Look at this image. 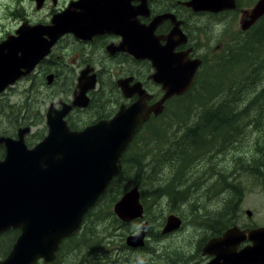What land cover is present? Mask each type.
I'll list each match as a JSON object with an SVG mask.
<instances>
[{
  "label": "water",
  "instance_id": "1",
  "mask_svg": "<svg viewBox=\"0 0 264 264\" xmlns=\"http://www.w3.org/2000/svg\"><path fill=\"white\" fill-rule=\"evenodd\" d=\"M35 1L36 7H41L44 0ZM84 1L79 2L82 6L80 4L78 12L67 8L55 14L50 25L21 26L15 31L16 36L9 34L0 42V94L32 70L56 37L66 31L82 34L83 38L114 31L124 36L130 50L137 46L138 36L132 37L127 28H119L118 14H112L113 19L94 14L91 1ZM190 3L195 8L214 12L233 5L232 0H191ZM104 4L101 5L104 11L112 6ZM243 14L240 28L246 30L264 14V0H257L252 7L243 10ZM177 34H181L180 41L185 40L180 29ZM175 45L173 42V46L160 47L146 41L144 47L135 49L138 55L141 53V58L151 60L155 70L151 77L164 90L152 104L146 103L151 94L140 82L129 85L131 77L121 78L117 84L124 96L137 95V99L129 105L121 104L109 119H100L80 130L70 129L66 115L73 107L88 105L87 91L96 83L94 74L85 77L84 73L88 72L85 69L78 77L70 103L60 101V108L49 104L45 111L47 132L40 141L32 146L26 144L24 135L29 133L28 126L19 128L16 138L0 136V145L5 150L0 158V233L10 228L20 230L0 264H30L38 257H43L47 263L54 260L58 244L80 227L85 213L119 172L122 153L149 114H158L169 97L181 95L191 87L200 60L183 61L187 53H173ZM47 79L50 82L52 76L48 75ZM113 211L124 221L142 218L143 205L137 185L119 197ZM180 223V217L170 213L163 231L174 230ZM147 226L148 222L144 221L137 234L127 236V244L142 245ZM243 241L249 243L238 249ZM203 250L213 256L206 264H264V226L246 231L233 225L222 236L211 238Z\"/></svg>",
  "mask_w": 264,
  "mask_h": 264
},
{
  "label": "rangeland",
  "instance_id": "2",
  "mask_svg": "<svg viewBox=\"0 0 264 264\" xmlns=\"http://www.w3.org/2000/svg\"><path fill=\"white\" fill-rule=\"evenodd\" d=\"M64 1L65 0H60L59 2V0H55V2H58L55 7L61 6ZM51 7H53L51 2L46 6L42 3L41 7H36L35 0H0V37L4 33L12 30V28H15L17 23L16 14H23L25 16V18H23L24 22L30 20L37 21V19L43 18ZM231 22L232 23L224 31H222V27H220L219 24L213 25V27L211 24H208L206 28L205 26L203 27L205 31L200 27V31L205 32L202 37H200V31L194 29L195 37L197 34V36H199L198 42L203 44V49H201L206 53L207 60L206 64H204L200 70L201 73L199 72L201 77H199L198 83L196 85L193 84V88L188 94L172 95L169 97L166 100V103L163 104L162 111L158 114L163 116L162 119L153 120L149 125L150 129L147 131H145V128H142V132H140L139 136L140 138L133 142L135 143L134 146L136 151L141 152V155L145 157L150 153L162 155V152L167 155V157H170L171 161L169 163L161 164L159 167L157 166L152 169L155 170L152 178L146 177V173L143 171L142 178L139 179V188L142 189L144 193L145 203L147 205L146 208L148 209V213L145 214V217L151 220L152 226H158L160 221L165 218L168 213H173V209L183 216L182 228L173 233V257L175 256V253L178 257L176 258L177 260L173 262L178 264H182L185 261L186 263H189L187 257L183 255H188L195 249V243L199 239L198 237L201 232L199 223L206 220L205 218H208L211 215L216 217L220 216L219 212L222 211L224 204L226 212L223 215L227 216L229 211L233 213L235 209H237L236 212H243L244 209H248L251 211V221L258 225L264 224V183L261 180L264 178V152L259 153L256 151V144L264 140V106L261 110L255 108L249 109L251 121H254L256 118L257 121L255 120L249 125L246 129L248 136L242 138V143H239L236 149L234 146H237V143H232L228 148L223 147L222 138V144L213 139H206L205 143L194 140L192 141V146L187 145L184 149L182 148V145L178 143V140L183 138V133H188L186 130L187 128H192L196 123L200 122L202 115L199 107L202 105L203 99L210 95V102L215 107L218 104L219 98L223 96L220 93V88H223V86L228 84L232 77L223 67L228 60L234 59L228 56V49L225 47L232 36L237 34L236 31L239 28L238 25L234 24L237 23L236 21H234V23L233 21ZM27 25L28 24L19 25L17 28L19 29V27ZM77 30L80 32L79 28H77ZM83 48L84 49L82 50L79 49L77 42L71 38L67 37L63 39L61 45L58 48H55L53 55L51 54L44 59V62H41L37 68H35V71L29 75L34 77V80L25 78L23 81L15 82L11 87L5 89L3 93L0 94V97L3 95L5 97L7 95L8 103H15L18 105V108L19 105H27V110L24 111L23 116L27 113L28 115L24 116L23 121H29L31 119V114H34L31 123L24 124L30 129L29 133L24 135L25 137L35 132L38 133L32 144L30 143L31 145L28 146L34 145L45 136L47 132L45 125V111L49 107V104L53 103L55 107L59 108L60 100L70 103V99H73V92L75 91L74 89H76V77L79 75L80 69L85 66V64H80L82 63V60L89 59V62L87 63L95 68H99V65L96 64L98 62L96 57L92 61L94 50L88 45L83 46ZM79 56H81V58H79ZM65 57L67 62L72 63L71 65L75 70L70 72V86L67 91L62 92L61 86L64 82V78L61 62ZM236 60L237 59L232 61ZM93 62L95 64H93ZM119 66V69L115 70V74L118 76H124L122 66ZM219 71L222 74L219 73ZM215 73L220 74L219 80H213ZM48 75L52 76L50 82L47 80ZM108 76L111 78L115 75H112L109 71ZM85 77L88 78L87 74H85ZM254 88L257 89L258 86L256 85ZM254 93L253 90L249 93L248 91L242 93L236 106L242 108L247 104L248 99L251 98ZM29 94L33 95V102L27 101L23 103L22 100L26 99ZM21 98L23 99L21 100ZM107 98L112 99V94H108ZM210 102L206 105L207 107L212 106ZM112 105L114 106L112 102L108 103L109 107ZM164 109L165 112L162 113ZM74 113H79L78 119H89L87 111L80 114V111L76 112V110H71L69 113L71 115V120L77 119V115ZM4 122V119H0L1 124ZM161 122L164 124V127L163 130L161 129L158 133L160 135L164 133V137L169 138L170 142L168 143H173V151H168L167 148L169 145L166 143L163 145L159 144L153 136ZM16 128H21V125ZM17 131L18 130H15V133L13 132L12 135L1 134L0 136L16 138ZM190 141L191 139L189 142ZM0 151L3 152L4 148ZM134 155L135 153L130 152L129 159L130 157H134ZM139 156L140 155L137 154L138 158ZM181 157H183V160ZM0 158H2L1 154ZM245 167H249L251 170H246ZM148 168L143 170L147 172L149 171ZM252 168L258 170H253ZM169 170H173V175L176 173V170H182V173L175 178H178V181L182 180L180 182H185V180H187L186 185L181 184L177 188L181 192L176 195V200L172 201L168 194H160L155 198L154 196H149L150 191L154 187L159 186L167 179ZM256 171L258 173H256ZM229 175H234L231 177L232 179L236 177H240L241 179L240 185L232 183L234 186H237L238 191L244 190L243 193L241 192L242 203L240 205L237 204L240 199L236 201L238 197V195H236V189L232 188L231 195L228 189L225 191L222 190L221 192L224 194L220 195L219 188L213 186L215 185L214 182L220 181L222 177L224 179H229ZM130 176L131 175L127 176L125 183L130 184L131 180L133 181V178ZM210 180H213L214 182L208 186L206 183ZM176 185H178V182H176ZM188 188L191 190L202 188V191H194L190 193L187 192L189 190ZM193 193H196L197 196ZM222 199H227V203L223 202ZM98 204L101 208L99 211L98 209L95 210V212L97 211V214L93 217L90 223L92 231L94 234L98 235V238H93L90 247H84L82 249L80 247L73 251H70V249L67 257L69 259L76 257L81 258V264H95L98 259H101V264H105L103 259H109L110 254V256H113L112 264H124V258L127 257V252L121 245V241H115L114 238L118 240V236L110 235L112 233V228L119 226L113 214H111L113 203L111 206H108L107 204H109V201L104 199L98 202ZM202 206L205 208V213L199 214L203 210ZM216 217L213 219H216ZM229 217L230 223L234 219L232 216ZM243 217H246V215L243 214ZM96 218H99L100 220L97 221ZM212 220H206L204 224H207ZM142 223L143 221L140 224L134 223L131 225V228L138 229L140 225L141 229ZM213 224L215 223L213 222ZM215 225L218 226V224ZM119 233H121V230ZM7 244L9 246V241ZM154 245V241H148L147 243V246L151 248ZM174 250H176V252H174ZM118 256H122V260ZM137 257L143 258L147 264L151 261L152 264L157 262L156 258L152 259L145 253H139ZM128 258H130V256Z\"/></svg>",
  "mask_w": 264,
  "mask_h": 264
},
{
  "label": "flooded vegetation",
  "instance_id": "3",
  "mask_svg": "<svg viewBox=\"0 0 264 264\" xmlns=\"http://www.w3.org/2000/svg\"><path fill=\"white\" fill-rule=\"evenodd\" d=\"M81 1H84V0H65L61 6L55 7L58 4V2H55V0H44L43 2L44 6H46L49 2H51L53 7L49 9L47 14L43 18L37 19V21L30 20L28 22H24L23 18H25V16L23 14L22 15L16 14L15 16H16L17 23H16L15 28H12V30L4 33L0 37V42L3 39H5L6 36L9 34L16 36L17 34L15 33V31L18 29L17 27L24 23L28 24L27 26L29 27L37 25V24L47 26L51 24V19L53 18L55 14L60 13L66 10L67 8L75 9V12H78L80 7L82 6V3H80L81 6L79 4V2ZM87 1L88 2L91 1L90 4L92 7L91 6L90 7L93 8L92 11L95 12L94 14L108 15L110 19H113V17H111L113 16L112 14H118L116 19L121 25V26L119 25V28H123V29L127 28L126 31H128L132 37L138 36V39L137 40L135 39L137 41L135 42V44L138 43L137 46L130 50L129 49L130 47L128 48V46L125 44V41L123 38L124 36L121 33H115L114 31H103L101 33H95L90 38H83L81 36L82 34L75 35L74 32L66 31L56 37L54 42L48 48L45 58L43 57V59H41L33 67V69L30 70L26 75L20 76L19 78L15 80V82L23 81L25 78L33 80L34 77H31L29 75L33 71H35V68H37V66L41 62H44V59L49 57L51 54L53 55L55 48H58L61 45V42L63 41V39L67 37L76 41L78 44V48L81 50L84 49L83 46H86V45L91 47L94 50V56H93L92 61L96 57L98 61L96 64L99 65V68L96 67L97 68L96 69L94 66L87 63L89 62V59H83L82 63L80 64L81 65L85 64V66L82 69H80L79 75H81L82 71L85 69L88 70V72L85 73L87 74L88 78H90L92 74L95 75V80H96L95 86L92 89H89V91H87V95L89 97L88 105L90 104V102H94V104L96 103V105H92V107L88 109H87L88 105L84 108L73 107L71 109V110H76V112L80 111L81 112L80 114H82L85 111H87L89 114V119H78L79 113L78 114L74 113L77 115V119L72 120V121L75 123L82 121L83 125L80 128L73 129V130L83 129L85 126L93 124L100 119H109L115 114V112L117 111V109L119 108L121 104L129 105L130 103H132L133 101L137 99L138 97L137 95H133L129 98L124 96L123 92L121 91L120 87L117 84L118 79L131 77L132 79L129 81V85H132L136 81L140 82L141 86L148 93L151 94V98L146 101V103L149 105L161 97V95L164 93V90L162 89L161 84L156 83L151 77V74L155 71L154 68L152 67L151 60L148 58H141V55H140L141 53L139 55L137 54L138 53L137 50L140 47L141 48L144 47L146 41H151V43L153 42V45H155L156 43V46H160V47L166 46V45L173 46V42H176V45L173 47V53L186 51L187 55H185V59L183 58V61H186V59L188 58H192V59L198 58L200 60V64L194 75V80H195V78H197L204 64H206L207 60H206V53L202 51L203 44H200L198 42L199 36H197L196 34V37H195L194 29L200 31L199 29L200 27L204 30L203 27L205 26L206 28L208 24H211L212 27L213 25L219 24L220 27H222V31H224L232 23L231 21H233V23L234 21H236L237 23H234V24L239 26V28L237 27L238 30L236 31L237 34H234L232 36V38L228 41V44L226 46L223 45L226 48H228V46H230V44H232L235 41H238L241 43L243 40L242 38L243 33L241 32H244V33L248 32L251 29V27L257 23L255 22L252 26H250L246 30H242L240 28L241 19L244 17L243 10H246L252 7L253 4L257 0H232V4H233L232 7H225L215 12L205 10V9H200V8L198 9V7L196 8L193 7L190 3L191 0H87ZM105 2L107 4L112 5L110 7H113V9L116 12L110 7L104 11L101 5H106L104 4ZM85 4L87 5V3ZM113 11L115 13H113ZM178 29H180V31L185 36L184 41H180L182 39H181V34L180 35L177 34ZM204 31H200V37H202L205 34ZM44 37L49 39V37L47 36H44ZM139 38L143 39V42H140ZM207 39L209 40L208 37ZM239 45L240 44L238 43L236 46L239 47ZM229 57L234 58V59L237 58L233 55ZM79 58H81V56H79ZM71 64L72 63L67 62L66 57L61 62V68L63 71V78H64V82L62 83V86H61L62 92L67 91L68 87L70 86V81H69L70 72L72 70L73 71L75 70ZM93 64L95 63L93 62ZM115 65H118V66H115ZM119 65L122 66V69H123L122 71H124V76L123 75L118 76L117 74H115V70H118L120 67ZM109 71L112 75H115V76H112L110 78L108 76ZM79 75H77L76 77V80H77L76 85L78 83ZM13 84L9 85L6 89L11 87ZM192 88H193V83L191 87H189L182 94H188V92ZM108 94H112L113 98L108 99L107 98ZM114 94H116L117 96H114ZM60 101H59V106H60ZM109 102H112V104H115L116 108L112 112L107 111V113H105L106 115L105 114L99 115V112H98L99 108L106 107V110L112 109L111 107L108 106ZM69 113L65 118L67 121V124H68V120L71 118V115ZM158 114L150 113L147 120L149 119L153 120L155 117L159 116ZM145 123H143L141 127ZM22 127H25V126H22ZM136 134L134 135V137L136 136ZM28 136L29 135H27V137ZM27 137H25V141L27 140ZM0 147L3 148L2 145ZM229 176H230L229 179H224L222 177L220 181L214 182L213 180H210L208 183L206 182L205 183L208 184V186H210L214 182L215 185L213 186L219 188L220 195L224 194L223 192H221L222 190L225 191L226 189H228L231 195L232 190L236 189L237 190L236 195H238L236 201L240 199L239 203H237L238 205H240L242 203L241 192L243 193L244 190L238 191L237 186H234L232 183H236L235 185H240L241 179L240 177H236L232 179L231 177L234 175H229ZM261 180L264 183V178ZM180 181H178V179L173 180V184H174L173 192L180 193L181 191L177 188L181 184H184V185L187 184V180H185V182H180ZM176 182H178V185H176ZM130 183H132V185L129 188H131L134 185H137V184H133V182H130ZM138 189L140 192L139 186H138ZM188 189L189 190L187 192H190V193L194 191H199V192L202 191V188H196L192 190L190 188ZM193 194L197 196L196 193H193ZM227 199L226 200L222 199V201L227 203ZM140 201H141V198H140ZM141 203L143 205V216L142 218H139V219L135 218L129 221H124V220L119 219L114 213V211H112L113 216L115 217V220L116 222H118L119 226H115L114 228H112V233L110 235L111 236L116 235V237L118 236V240L114 238L115 241H121L122 242L121 245L125 248L127 252V257L124 258V264H147L145 263L143 258L137 257L139 253L148 254V257H151L152 259L156 258L157 262L155 264H178V263L173 262L177 260L176 258H178L176 256V253H175V256L173 257V233L177 232L178 230L182 228L183 216L177 213L173 209V214L180 217L181 223L178 228L164 232L163 230H164V225L166 223V217L171 212L168 213L165 216V218H163L160 221L158 226L154 227L152 226L151 220L145 217L146 216L145 215V204L142 201ZM202 209L203 210L199 214L205 213V208L203 206H202ZM225 210L226 208L224 204L222 211L219 212L220 216L216 217V216L211 215L205 219L212 220L214 217H216V219H213L207 224H204L206 220L199 223L200 230H201L199 237H198L199 239L195 243V249L191 251L188 255H183L187 257V259L189 260V263H186L185 261L183 262L184 264H206L213 257L209 255L208 253L204 252L203 248L206 245V243L211 238L222 236L223 232L227 230L228 228L232 227L233 225H237L240 229H243L246 231H248L249 229L259 227V226H264V224L258 225L257 223L251 221V211L248 209H244L243 212L241 211L236 212L237 209H235L233 213L229 211L228 215L232 216L234 220L230 222L228 226H225L222 223L226 221V215H223L226 212ZM243 214H245L246 217H243ZM142 221L148 222V226L145 228L143 244L139 246H131L127 244L126 237L129 235H135L141 230L140 225L138 229L136 228L130 229L127 226L134 224V223L140 224ZM213 222L215 224H218V226L213 224ZM80 228L81 226L71 236L65 237L62 239V241L58 244V247L54 252L55 258L51 263H47L43 257H38L34 261V263H30V264H81V261H80L81 258L76 257L77 259L76 258L69 259L67 257L70 251L77 250L81 247L80 244H76L73 242H67L68 238L72 237L75 234H79ZM120 230H121V233H119ZM8 232H10V234H6V236H4V234ZM19 232L20 230L17 228L15 229L10 228L0 233V260L4 259L7 256L13 243L15 242L17 236L19 235ZM8 241H9V246L7 244ZM148 241H154L155 245L152 248L147 246ZM248 243H249L248 241L241 242L238 245V249H240L241 247H243L244 245ZM174 252H176V250H174ZM129 256L130 258H128ZM109 257H110L109 259L108 258L103 259L105 264H112L113 256H110L109 254ZM118 257L122 260V256L121 257L118 256ZM97 262H101V259H98ZM149 264H152V261Z\"/></svg>",
  "mask_w": 264,
  "mask_h": 264
},
{
  "label": "trees",
  "instance_id": "4",
  "mask_svg": "<svg viewBox=\"0 0 264 264\" xmlns=\"http://www.w3.org/2000/svg\"><path fill=\"white\" fill-rule=\"evenodd\" d=\"M241 33H243L242 42L240 43L238 41H235L227 48L228 56L233 55L237 57V60H228L226 65L223 66L232 76L229 83L223 86V88H220V93L223 96L219 98L218 104L215 107L210 102V95L203 99V103L199 107L202 115L200 122L196 123V125H194L192 128H187L186 130L188 131V133L184 132L182 135L183 138L178 140V143L182 145L183 149L187 145L192 146V141L194 140L205 143L206 139H213L215 141H218L220 144H222L223 139V147L226 148L232 145V143H237V146H234L236 149L238 147V144L242 143V138L248 136L246 129L255 120L257 121V118L254 119V121H251L249 109L255 108L261 110L264 106V15L257 21L256 24L251 27L248 32ZM238 43L240 44L239 47L236 46ZM219 73L221 72L219 71ZM219 73L214 74V77L216 78L213 77V80L220 79ZM199 77H201L200 74H198L197 78H195L193 84L196 85L198 83ZM256 85L258 86L257 89L254 88V86ZM251 90L255 92L254 95L248 99L247 104H245L242 108H238L236 105L237 101L240 99L241 94L247 91L249 93L251 92ZM114 96L117 95L114 94ZM7 98V95L5 97L4 95L0 97V119L5 120L3 124L0 123V135H12V133H15V130H17V126H26L24 124L31 123V119L34 117V114H31V119L29 121H23L24 116L28 115L27 113L23 116L24 111L27 110V105H19L18 108V105H16L15 103H8ZM22 99L23 98H21V100ZM27 101L33 102V95L29 94L27 95L26 99L22 100L23 103ZM209 102L212 104V106L207 107L206 105ZM92 105H96V103L94 104V102H90V104L87 106V109L92 107ZM115 106V104L114 106H110L112 108L110 110H106L105 107L99 108V115H103L107 113V111L112 112L116 108ZM164 112L165 109L162 113ZM162 117V115H159L153 120H161ZM153 120H147L146 123L140 128L138 133L136 132V136L133 137L126 150L121 155V158L119 160L120 170L118 174L112 178L94 206L90 207L85 213L79 234H75L72 237L68 238L67 242L80 244L81 249L84 247H90L92 245L93 238H98V235L94 234L90 226L93 217H95V215L97 214V211L95 212V210L98 209L99 211V209L101 208L99 207L98 202L107 199L109 201V204L107 205L111 206L112 203L114 204V202L118 200V198L132 185V183H125V179L127 178V176L131 175L130 177L133 178V181L131 180V182H133V184H137L140 187L139 179L142 178L143 171L146 173V177L152 178L153 173H155V170H152L153 168L157 166L159 167V165L161 164H167L171 161L170 157H167V155H165L163 152L162 155L150 153L145 157L141 155V152L136 151L135 149V143H133L134 140L140 138L139 136L140 132H142V128H145V131L150 129L149 125ZM68 124L72 129H78L83 125L82 121L75 123L71 120V118L68 120ZM158 127L159 128L156 129V132H154L153 136L156 138L159 144L163 145L166 143L167 145H169V147L167 148L168 151H173V143H168L170 142L169 138L164 137V133L161 135L158 133L161 129L163 130L164 124L161 122ZM37 134L38 133L35 132L27 137V145L32 144ZM190 139L191 141L189 142ZM256 145V151L259 153H263L264 140L257 143ZM0 150H3V148L0 147ZM130 152L135 153V155L134 157H130L129 159ZM3 153L4 151H0L1 156H3ZM137 154L140 155L139 158L137 157ZM181 159L183 160V157H181ZM145 168H148L149 171L146 172L145 170H143ZM245 169L251 170L249 167H245ZM252 169L258 170L255 168ZM181 173L182 170H176V173L173 175V170H169L167 179L164 180L163 183L159 186L154 187L150 191L149 196H154L155 198L160 194H168L172 201H175L176 195L179 193L173 192V180L178 179L175 177ZM256 173L258 172L256 171ZM140 198L141 201L145 204V214H147L148 209L146 208L147 205L145 203L144 193L142 189H140ZM112 211L111 214H113ZM229 219L230 217L227 214L226 221L222 222L223 225L228 226ZM96 220L98 221L100 219L96 218ZM131 225L127 227L131 229ZM6 234H10V232L5 233L4 236H6ZM95 264H101V262H95Z\"/></svg>",
  "mask_w": 264,
  "mask_h": 264
},
{
  "label": "bare ground",
  "instance_id": "5",
  "mask_svg": "<svg viewBox=\"0 0 264 264\" xmlns=\"http://www.w3.org/2000/svg\"><path fill=\"white\" fill-rule=\"evenodd\" d=\"M113 225V224H112ZM109 229V228H108Z\"/></svg>",
  "mask_w": 264,
  "mask_h": 264
}]
</instances>
